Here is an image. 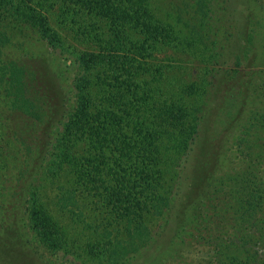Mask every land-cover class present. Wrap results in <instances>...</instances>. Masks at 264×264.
Here are the masks:
<instances>
[{
	"label": "rangeland",
	"instance_id": "rangeland-1",
	"mask_svg": "<svg viewBox=\"0 0 264 264\" xmlns=\"http://www.w3.org/2000/svg\"><path fill=\"white\" fill-rule=\"evenodd\" d=\"M243 1L238 16L222 0H149L153 20L172 26V44L147 48L146 56L134 47L113 52L117 62L94 71L96 87L107 80L115 84L96 93L115 95L121 114L147 93L130 109L160 129L161 188L170 189L176 203L164 204L160 213L140 208L136 226L111 219L107 204L74 216L60 200L59 187L69 175L45 176L44 166L73 107L75 69L33 30L11 35L0 55V264H242L251 236L264 253V228L251 233L248 220L250 193L264 205V0H248L247 6ZM41 3L67 47L106 52L104 23L97 24L96 38L91 30L97 25L91 28L86 16H65L62 0ZM244 14L248 20L241 26L237 19ZM88 30L91 37L84 34ZM197 32L208 45L204 52L188 48ZM237 37L247 39L242 66L228 59ZM168 104L185 115L179 130L168 123ZM31 190L61 229L66 251L48 249L34 230L25 200ZM83 202L89 207V200ZM254 213L263 217L260 209ZM111 242L117 247L108 251Z\"/></svg>",
	"mask_w": 264,
	"mask_h": 264
},
{
	"label": "trees",
	"instance_id": "trees-1",
	"mask_svg": "<svg viewBox=\"0 0 264 264\" xmlns=\"http://www.w3.org/2000/svg\"><path fill=\"white\" fill-rule=\"evenodd\" d=\"M222 1L228 3L236 15L242 14L236 7L243 0ZM62 2L65 6L63 8L65 16L72 19L86 16L93 21L91 28L98 23L107 26L110 42L109 45H105L106 52H77L67 47L61 35L52 28L47 16L42 12L41 0H0V55L2 48L11 42V35L22 34L26 29H30L45 41L50 49L71 62L70 66L75 69L72 83L73 107L60 125L56 140L50 143L52 152L49 153L47 164L44 166L46 170L44 175L55 179L62 173H68L70 179L59 187L58 196L61 201L72 206L70 213H74V216L76 212L84 215L83 208L96 211L105 208L107 204L106 208L113 213L111 219L136 226L140 208L145 207L160 213L164 204L174 206L176 203L173 201L175 198L171 197L170 189L164 191L161 188L164 184V170L159 169L157 142L161 134L160 129L147 124L130 109L138 107V104L145 101L147 93H141L137 104L128 102L126 105L129 107L123 109L125 114H121V111L119 113L116 109L115 95L99 97L96 93L102 88L107 90L105 87L107 84H113L112 86L115 84L107 80L105 85L96 87L94 71L99 66L117 62L113 52L118 54L134 47L136 53L141 54L140 52H147V48L170 46L173 42L171 40L173 28L169 24L163 26L153 20L149 0H62ZM243 3L247 6L248 0H244ZM237 20L242 26L248 20V15L244 14ZM94 28L96 29L91 32L98 38L101 36L99 26ZM89 31H85L84 34L91 37ZM193 34H196V38L192 37V43H189L188 48L204 52L208 47L202 45L204 38L199 32ZM245 40L247 41L245 38L242 40V37H237L239 43L228 55V59L237 66L244 63L242 45L245 44H243ZM135 42L136 44L132 45ZM212 57L218 61V57L211 55L210 58ZM217 63L219 64V61ZM143 66L139 63L134 67L138 71L143 69ZM14 74L16 72L11 75ZM111 99H114V103L109 102ZM112 104L114 105L111 106ZM169 104L165 110L168 114V123H173L171 129L179 130L180 122H184L185 115H180L178 110ZM195 126L196 120L188 123L186 127L188 133L193 131ZM187 134L184 139L186 145L191 140ZM178 135L175 138L177 145L180 144L181 138L180 133ZM175 142L173 145L176 146ZM174 162L175 159L170 161L171 164ZM170 171L177 174V170L171 168ZM25 200L30 223L42 243L53 252L66 251L64 235L43 203L39 192L31 190ZM83 200H89V207L85 202L80 205ZM249 203L252 211L248 220L253 233L259 228H264V205L256 203L252 193ZM259 209L262 210L263 217H254V212H258ZM77 219L81 220L79 216ZM250 239L248 256L242 264H264V253H260L261 247L252 236ZM110 245L107 247L108 251L117 247L112 242Z\"/></svg>",
	"mask_w": 264,
	"mask_h": 264
}]
</instances>
